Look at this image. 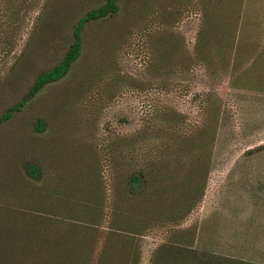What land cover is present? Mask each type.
<instances>
[{
	"label": "rangeland",
	"instance_id": "1",
	"mask_svg": "<svg viewBox=\"0 0 264 264\" xmlns=\"http://www.w3.org/2000/svg\"><path fill=\"white\" fill-rule=\"evenodd\" d=\"M105 2L0 0V264H264V0H116L33 91Z\"/></svg>",
	"mask_w": 264,
	"mask_h": 264
},
{
	"label": "trees",
	"instance_id": "2",
	"mask_svg": "<svg viewBox=\"0 0 264 264\" xmlns=\"http://www.w3.org/2000/svg\"><path fill=\"white\" fill-rule=\"evenodd\" d=\"M116 9V0H106L103 6L92 9L83 17H81L75 26L73 32L74 40L69 49L64 54L59 63L37 75L33 85V91L40 89L46 83L53 82L61 78L67 72L72 62L77 59L81 51V31L84 23L90 20L98 19L100 17H104L106 15L113 14ZM32 169L33 172H36L37 170L36 167H33ZM132 178V185L134 188H137L138 184L141 183V177L138 175H134ZM185 251L187 262L186 264H254L243 260H233L231 258L219 255H212L205 258L200 257L193 250Z\"/></svg>",
	"mask_w": 264,
	"mask_h": 264
}]
</instances>
